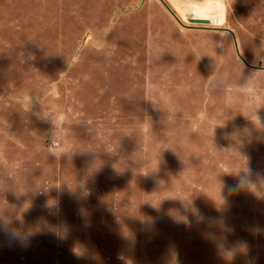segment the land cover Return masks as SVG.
Here are the masks:
<instances>
[{"label": "rangeland", "instance_id": "1", "mask_svg": "<svg viewBox=\"0 0 264 264\" xmlns=\"http://www.w3.org/2000/svg\"><path fill=\"white\" fill-rule=\"evenodd\" d=\"M261 125L264 0H0V264H264Z\"/></svg>", "mask_w": 264, "mask_h": 264}, {"label": "clouds", "instance_id": "2", "mask_svg": "<svg viewBox=\"0 0 264 264\" xmlns=\"http://www.w3.org/2000/svg\"><path fill=\"white\" fill-rule=\"evenodd\" d=\"M256 118L259 120V117L257 115H256ZM261 127H264V126L261 125ZM145 175H147V174H145ZM244 186L251 188L250 186H252V185L251 184L246 185L245 182L243 180H241V182L236 186V188H237V190H239L241 187H244ZM221 199L223 200V197H221ZM181 201H182V203H186L187 205L191 206V210H192L193 214L200 215L199 210L191 205V197L188 199H181ZM182 222L185 223L186 225H188L190 223L188 221L187 217H184L182 219ZM3 223H5V221L3 220V217H0V225H2Z\"/></svg>", "mask_w": 264, "mask_h": 264}, {"label": "water", "instance_id": "3", "mask_svg": "<svg viewBox=\"0 0 264 264\" xmlns=\"http://www.w3.org/2000/svg\"><path fill=\"white\" fill-rule=\"evenodd\" d=\"M193 22H195V23H207V22L204 21V20H193Z\"/></svg>", "mask_w": 264, "mask_h": 264}]
</instances>
